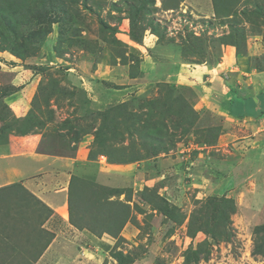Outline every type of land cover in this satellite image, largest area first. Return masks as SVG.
Segmentation results:
<instances>
[{"label": "rangeland", "instance_id": "1", "mask_svg": "<svg viewBox=\"0 0 264 264\" xmlns=\"http://www.w3.org/2000/svg\"><path fill=\"white\" fill-rule=\"evenodd\" d=\"M181 1L0 0V142L85 159L61 215L0 190V264H264V116L215 111L195 67L150 72L203 61L222 86L250 62L215 69L220 46L264 35V0H222L228 35Z\"/></svg>", "mask_w": 264, "mask_h": 264}, {"label": "crops", "instance_id": "2", "mask_svg": "<svg viewBox=\"0 0 264 264\" xmlns=\"http://www.w3.org/2000/svg\"><path fill=\"white\" fill-rule=\"evenodd\" d=\"M181 2L190 6L193 5L192 7L197 11L206 14L205 16H207L213 24H215L214 21L216 20L218 25L216 24V27L213 26V28H218V30L221 31V26L226 27L225 34H229L228 28L231 26L230 19L232 15L229 14V7H227V15L223 14L224 8L222 7V0H183ZM230 4L232 5V3ZM222 19H225V21L223 22ZM224 43L220 46L222 57L214 66L215 69L218 70L221 69V67L226 68L230 66V64L238 61L240 56L243 60L249 58L248 61L250 65L246 66L244 64L240 65V67L237 66L235 69H230L228 72L230 74H227L226 82L222 86L219 84L218 86L216 85L215 89L213 86L205 84L211 81L208 75L210 74L211 78H213L215 77V72L212 71L214 70L213 68L212 70L209 67L206 69L205 62L203 61L200 64L176 62L177 57H173L166 65H160L154 58H150L152 67L150 72L152 74L161 72L170 73L175 69L177 72L175 74L176 78L174 79L177 81V79L183 78L182 76H184V74L182 71L186 70V66L196 68H191V70H194L192 74L197 73L199 70L205 71L206 76L203 75L201 77L202 79L200 78V82H202L199 83V86L200 89L207 90L208 92L210 89L213 90L211 91V96L209 98L208 96L206 97L209 104H214L216 106L215 111L225 114L226 111H231L232 115L228 114V117L232 118H248L253 116L256 122L259 117L261 119V117L264 116V92L248 94L250 91H243L245 89H243L242 83L246 81L251 83L252 80L258 79L257 84L259 89L264 88L262 81L264 79V65L261 64L260 66L262 68H259L257 64H259L260 61L255 57L260 54L264 55V35H261V33L246 34V42L242 47L245 48L243 49L247 54H244V52L237 53L236 47H238V45L234 43ZM175 67H177L178 70ZM188 67H186L187 74L190 73ZM248 85L249 84L246 86L247 88ZM220 90L221 92L219 93ZM214 93L217 95L213 96ZM219 94H225L222 95V100L219 99ZM211 98H217V102H214ZM251 120L253 122L254 119ZM254 126L252 130L250 128L244 130L248 138L256 135L257 131L260 129L258 123ZM20 140L17 141L19 143L17 147L13 145V143L0 142V190H9L12 186H17V190H22L24 192L22 194L25 195V197L27 195L32 200L36 197L38 200L45 203L46 207L51 210V217H54L56 213L61 215L59 211H66L68 204L67 192L70 190L71 176H75L76 170L80 168V165L77 166L78 161L85 159H81L75 155H49L45 149L39 148L38 144L25 146L24 141H22V139ZM13 142H15V140ZM21 143H23V145H21ZM14 194L18 195L20 193ZM5 195V197H7V194ZM28 204H31V202ZM65 215L66 214H64V217ZM49 220L50 218L47 221ZM41 225L40 228L44 229V224Z\"/></svg>", "mask_w": 264, "mask_h": 264}, {"label": "built area", "instance_id": "3", "mask_svg": "<svg viewBox=\"0 0 264 264\" xmlns=\"http://www.w3.org/2000/svg\"><path fill=\"white\" fill-rule=\"evenodd\" d=\"M200 19V18H199ZM199 21V20H198ZM182 23V22H181ZM180 23V24H181ZM177 28H174L173 30H177L180 28V25ZM185 27V30L187 32H193L194 34H198V31L202 28V25L199 22H196V20L191 21V20H185V23H182Z\"/></svg>", "mask_w": 264, "mask_h": 264}, {"label": "trees", "instance_id": "4", "mask_svg": "<svg viewBox=\"0 0 264 264\" xmlns=\"http://www.w3.org/2000/svg\"><path fill=\"white\" fill-rule=\"evenodd\" d=\"M144 5V4H143ZM75 176H71V180H70V184L72 182V179L74 178ZM76 178V177H75ZM70 197V195H69ZM256 231L257 232H264V225L263 226H258L256 228ZM256 253H259V249L256 251ZM114 257L119 261V263H123L124 262V259H123V254L122 252L118 251L114 254Z\"/></svg>", "mask_w": 264, "mask_h": 264}]
</instances>
